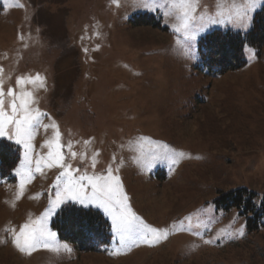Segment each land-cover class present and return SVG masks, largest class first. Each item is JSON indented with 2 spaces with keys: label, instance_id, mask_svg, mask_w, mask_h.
I'll return each instance as SVG.
<instances>
[{
  "label": "rangeland",
  "instance_id": "374dc122",
  "mask_svg": "<svg viewBox=\"0 0 264 264\" xmlns=\"http://www.w3.org/2000/svg\"><path fill=\"white\" fill-rule=\"evenodd\" d=\"M174 2L0 0L5 91L18 76L39 73L45 88L27 87L47 113L31 140V164L22 144L0 137L19 148L13 180L0 181V264H264V227L248 234L237 208L216 204L220 192L238 188L253 192L256 205L264 195V45L246 44L245 65L220 75L202 68L198 55V41L212 30L247 32L264 0L250 7L246 0H195L194 40L174 30L181 23ZM141 14L158 25L141 23ZM52 121L77 153L69 163L90 175L111 166L132 211L169 229L166 240L124 249L102 208L64 200L45 218L47 229L56 233L51 223L67 204L98 210L111 230L104 249L79 252L57 233L59 252L14 246L6 229L39 220L63 189L61 169L35 165L49 151L54 130L43 125ZM163 145L185 156L173 164L162 158Z\"/></svg>",
  "mask_w": 264,
  "mask_h": 264
},
{
  "label": "snow or ice",
  "instance_id": "6c2138e0",
  "mask_svg": "<svg viewBox=\"0 0 264 264\" xmlns=\"http://www.w3.org/2000/svg\"><path fill=\"white\" fill-rule=\"evenodd\" d=\"M156 7H163L156 3V0H148ZM254 0H246V7H250ZM147 6V5H146ZM173 8H178L181 23L175 27L176 32L183 31L185 40H194L196 33L192 32L190 21L192 13L196 11L195 0H175ZM153 10H155L153 8ZM168 14V13H166ZM246 15V13H244ZM215 22V21H213ZM4 69L0 67V137L7 136L8 139H15L17 144H22L25 149V161L32 163L29 152L32 149L31 140L34 131L41 125L47 113L42 112L35 105L38 103L32 89L28 85H38V88H45V78L39 73L33 75H22L16 78V86L8 87L5 91L3 74ZM7 97V100H6ZM49 119H51L49 117ZM43 127L54 130V136L45 141V146L49 151L45 157L36 159V171H41L42 166L46 168L61 169L57 176V182L63 183L62 191H57L55 200H52L51 207L41 216L39 220L29 221L23 224L19 231L6 229L13 233L12 243L22 253L31 254L37 247H44L51 251L59 252L60 247L54 246L56 233L47 229L45 218L50 215L64 200H75L81 204L88 202L94 203L110 216L114 234L119 237L122 248L130 250V247L139 244L149 246L156 245L166 240L169 229L155 228L146 224L129 206V197L125 193L119 175L113 173L111 166L106 174L96 175L84 172L80 174L78 168H74L67 156L72 159L77 158V153L72 151V143L63 144L58 125L52 121L51 124H44ZM89 143L85 141V144ZM164 151L161 156L163 159L176 163L179 157L185 156L183 152L169 151L167 145L162 146ZM68 152L65 153L64 149ZM98 155V153H97ZM82 158V154H81ZM95 167V162H93ZM119 169H116L118 172ZM74 173H76L74 175ZM21 191L24 184L21 183ZM191 221L190 217H186ZM243 235V230L239 232ZM211 241H204L210 243ZM63 250L71 252L67 244L62 246ZM116 254V253H113Z\"/></svg>",
  "mask_w": 264,
  "mask_h": 264
},
{
  "label": "trees",
  "instance_id": "16d2710c",
  "mask_svg": "<svg viewBox=\"0 0 264 264\" xmlns=\"http://www.w3.org/2000/svg\"><path fill=\"white\" fill-rule=\"evenodd\" d=\"M3 6L0 3V14ZM143 24L158 23L146 14L139 15ZM248 44L261 48L264 45V5L255 12L251 28L243 33L232 30H212L198 41V55L201 67L211 75L224 74L245 65L244 47ZM19 161V148L13 143L0 141V181L13 180L11 175ZM220 192V191H219ZM255 194L238 188L220 192L216 200L217 208L228 211L237 208L246 217L248 234H254L264 227V195L258 205L254 203ZM58 237L71 242L79 252H100L111 241L108 220L101 212L92 208H82L67 204L59 209L51 223Z\"/></svg>",
  "mask_w": 264,
  "mask_h": 264
}]
</instances>
